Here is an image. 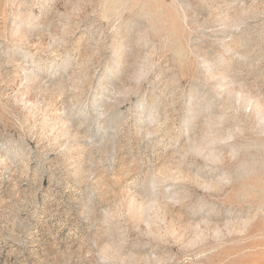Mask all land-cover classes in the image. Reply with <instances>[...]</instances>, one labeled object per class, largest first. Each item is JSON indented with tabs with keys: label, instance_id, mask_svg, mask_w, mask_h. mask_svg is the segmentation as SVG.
<instances>
[{
	"label": "rangeland",
	"instance_id": "374dc122",
	"mask_svg": "<svg viewBox=\"0 0 264 264\" xmlns=\"http://www.w3.org/2000/svg\"><path fill=\"white\" fill-rule=\"evenodd\" d=\"M0 264H264V0H0Z\"/></svg>",
	"mask_w": 264,
	"mask_h": 264
}]
</instances>
